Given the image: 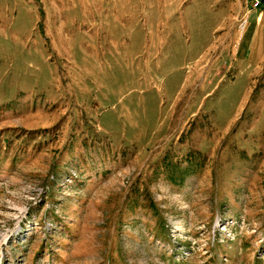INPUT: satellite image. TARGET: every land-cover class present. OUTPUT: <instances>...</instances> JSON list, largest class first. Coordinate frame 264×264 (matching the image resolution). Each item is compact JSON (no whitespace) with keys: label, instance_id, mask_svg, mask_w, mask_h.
Here are the masks:
<instances>
[{"label":"rangeland","instance_id":"1","mask_svg":"<svg viewBox=\"0 0 264 264\" xmlns=\"http://www.w3.org/2000/svg\"><path fill=\"white\" fill-rule=\"evenodd\" d=\"M0 264H264V0H0Z\"/></svg>","mask_w":264,"mask_h":264},{"label":"built area","instance_id":"2","mask_svg":"<svg viewBox=\"0 0 264 264\" xmlns=\"http://www.w3.org/2000/svg\"><path fill=\"white\" fill-rule=\"evenodd\" d=\"M251 8H257L261 5V0H249Z\"/></svg>","mask_w":264,"mask_h":264}]
</instances>
